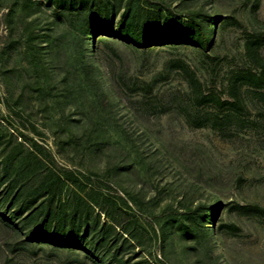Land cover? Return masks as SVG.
<instances>
[{
  "label": "rangeland",
  "instance_id": "1",
  "mask_svg": "<svg viewBox=\"0 0 264 264\" xmlns=\"http://www.w3.org/2000/svg\"><path fill=\"white\" fill-rule=\"evenodd\" d=\"M146 1L169 4L178 15L186 6L202 5L210 13L234 15L242 24H230L207 55L186 43L143 50L120 40L100 42L101 35L89 38L91 53L100 52L105 61L99 65L101 78L119 90L114 97L105 85L100 89L88 83L74 45L67 51L74 61L70 84L61 91L50 89L43 74L28 67L30 54L20 61L18 50L12 52L10 46L12 39L18 45L19 36L23 41L39 32L38 22L32 21L39 5L0 0V171L6 167V178L14 176L16 164L22 163L15 180L24 181L29 165L39 181L47 168L57 173L70 168L82 180L88 177L83 189L75 187L68 194L63 184L61 204L86 209L119 231L122 225L131 229L135 258L145 256L153 264H264V214L235 208L252 203L264 207V125L253 121L256 109L249 93H244L242 126L230 122L222 133L193 127L186 116L192 108L184 78L161 73L168 59L182 58L205 89L225 96L227 74L245 62V31L262 27L264 0L256 8L254 0H185L177 7V0ZM128 76L155 78L152 93L142 98L129 90ZM5 93L10 95L8 106L2 102ZM30 152L51 157L53 163L35 162ZM5 180H0V190ZM215 202L220 206L212 219ZM199 206L217 232L210 252L185 233L188 220L182 213ZM222 223L236 227L224 229L221 238ZM19 239L18 232L0 222V264H103L86 257V251L10 250L8 244Z\"/></svg>",
  "mask_w": 264,
  "mask_h": 264
},
{
  "label": "trees",
  "instance_id": "2",
  "mask_svg": "<svg viewBox=\"0 0 264 264\" xmlns=\"http://www.w3.org/2000/svg\"><path fill=\"white\" fill-rule=\"evenodd\" d=\"M39 5V12L32 20L38 22L39 32L25 40L12 39V52L18 50L19 60L30 54L28 67L41 72L50 89L61 91L70 84V62L67 56L72 45L79 48L80 59L76 61L91 85L107 88L114 97L119 90L114 83L109 87L101 78L99 65L105 63L100 52L91 53L89 38L101 35L100 42L120 40L144 49L172 43H186L203 54L211 51L230 24L241 25L234 15L210 13L202 5L185 7V13H173L168 4L150 3L146 0H29ZM185 3L177 0L175 7ZM260 0L253 1L256 8ZM264 21L257 30L245 31L242 55L244 64L231 70L222 84L225 96L214 89H205L192 66L182 58H170L161 70L169 77L173 72L180 74L188 86V101L192 112L187 113V121L193 127H210L220 133L230 122L237 127L243 125L242 112L247 110L246 96L254 103L256 117L253 121L264 125ZM207 55V54H206ZM18 60V61H19ZM19 69V68H15ZM128 89L136 91L142 98L150 95L156 79H139L128 76ZM113 81V80H111ZM10 95L5 93L2 100L9 105ZM259 103V104H258ZM163 105V104H161ZM209 108V109H208ZM134 113L140 117V114ZM35 162L53 163L51 157L38 154ZM47 165V164H46ZM45 165V166H46ZM24 164H16L14 176H7V168L0 171V180L5 186L0 190V222L19 233L20 239L8 244L10 250L30 249L33 253L47 248L50 251H86V257L103 264H153L145 256L135 258L132 231L120 226V231L109 222H100L99 216H89L88 211H78L76 206L67 208L61 204L62 186L67 185V194L75 187L83 189L88 177L82 180L74 170L64 168L57 173L48 168L39 181L26 166L24 181L15 180ZM47 167V166H46ZM30 173V174H29ZM42 173V172H41ZM17 179V178H16ZM220 203L212 204V219ZM235 208L264 214V207L252 204H238ZM188 223L185 233L191 234L194 242L200 241L204 251L210 252L216 243L217 232L209 227L208 214L202 206L188 208L183 213ZM199 225L202 227L200 228ZM235 228L233 223L219 226V237L226 228ZM195 242V243H196ZM198 243V242H197Z\"/></svg>",
  "mask_w": 264,
  "mask_h": 264
}]
</instances>
